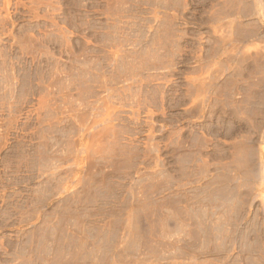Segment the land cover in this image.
Here are the masks:
<instances>
[{
	"label": "rangeland",
	"instance_id": "374dc122",
	"mask_svg": "<svg viewBox=\"0 0 264 264\" xmlns=\"http://www.w3.org/2000/svg\"><path fill=\"white\" fill-rule=\"evenodd\" d=\"M0 264H264V0H0Z\"/></svg>",
	"mask_w": 264,
	"mask_h": 264
}]
</instances>
